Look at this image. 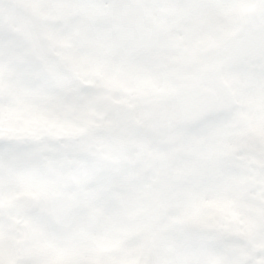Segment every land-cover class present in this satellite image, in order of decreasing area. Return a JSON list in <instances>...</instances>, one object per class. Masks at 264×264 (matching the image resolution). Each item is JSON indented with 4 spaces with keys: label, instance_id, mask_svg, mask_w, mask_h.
<instances>
[{
    "label": "snow or ice",
    "instance_id": "1",
    "mask_svg": "<svg viewBox=\"0 0 264 264\" xmlns=\"http://www.w3.org/2000/svg\"><path fill=\"white\" fill-rule=\"evenodd\" d=\"M0 264H264V0H0Z\"/></svg>",
    "mask_w": 264,
    "mask_h": 264
}]
</instances>
